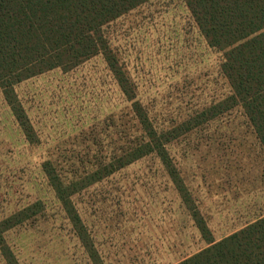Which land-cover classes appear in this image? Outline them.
I'll use <instances>...</instances> for the list:
<instances>
[{"label":"rangeland","instance_id":"rangeland-1","mask_svg":"<svg viewBox=\"0 0 264 264\" xmlns=\"http://www.w3.org/2000/svg\"><path fill=\"white\" fill-rule=\"evenodd\" d=\"M102 30L153 123L185 129L228 96L222 53L206 45L183 0H150ZM13 89L36 143L0 94V218L40 205L4 235L17 264H177L206 249L207 239L216 243L264 217V150L235 107L190 124L167 147L183 191L147 156L75 193L74 224L42 164L59 156L62 171L70 160L81 171L133 146L128 103L99 56Z\"/></svg>","mask_w":264,"mask_h":264},{"label":"trees","instance_id":"trees-1","mask_svg":"<svg viewBox=\"0 0 264 264\" xmlns=\"http://www.w3.org/2000/svg\"><path fill=\"white\" fill-rule=\"evenodd\" d=\"M148 1L0 0V94L28 143L36 140L13 88L55 69L70 71L97 56L105 63L135 122L136 141L115 156L84 165L81 171L73 160L66 163L68 170L62 171L63 158L59 156L42 164L63 213L74 224L78 218L70 200L75 193L147 156H155L178 191H183L167 147L200 119L207 122L238 107L264 150V0H183L206 45L222 53L220 71L230 90L185 129L183 125L153 123L102 30ZM39 207L34 204L0 218V253L6 264L17 263L4 235L24 223L29 210L36 213ZM193 217L202 236L208 235L202 221L195 214ZM206 244V249L177 264H264V217L216 243L207 239Z\"/></svg>","mask_w":264,"mask_h":264}]
</instances>
